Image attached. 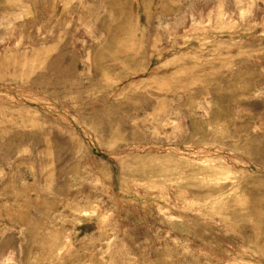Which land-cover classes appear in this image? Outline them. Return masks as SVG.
I'll return each instance as SVG.
<instances>
[{
	"label": "rangeland",
	"instance_id": "rangeland-1",
	"mask_svg": "<svg viewBox=\"0 0 264 264\" xmlns=\"http://www.w3.org/2000/svg\"><path fill=\"white\" fill-rule=\"evenodd\" d=\"M0 264H264V0H0Z\"/></svg>",
	"mask_w": 264,
	"mask_h": 264
}]
</instances>
